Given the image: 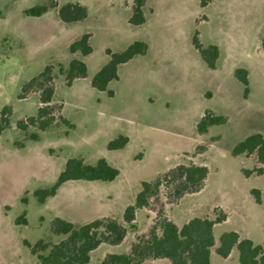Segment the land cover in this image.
Masks as SVG:
<instances>
[{
    "label": "rangeland",
    "instance_id": "374dc122",
    "mask_svg": "<svg viewBox=\"0 0 264 264\" xmlns=\"http://www.w3.org/2000/svg\"><path fill=\"white\" fill-rule=\"evenodd\" d=\"M47 1L0 0V115L3 107L10 109L9 125L0 131V264H37L23 241H60L50 233L53 218L74 224L105 217L120 221L141 182L178 164L206 166L208 175L199 192L176 202L161 191L167 219L181 226L194 217L224 213L225 220L213 227L215 246L220 234L235 231L264 248V176L242 173L261 165L254 154L230 155L246 136L264 137V0H145V23L139 26L128 23L134 0H55L86 6L87 17L78 23H62L55 10L24 15ZM84 33L90 34L92 52L70 54L68 45ZM195 33L202 46L218 48L214 69L194 49ZM134 41L144 42L147 51L119 66L117 80L106 89L112 96L93 89L90 79L106 63L105 49L122 51ZM72 58L86 63L87 77L66 86L59 65L65 69ZM48 64L54 75L51 104L60 107L71 127L57 120L43 132L20 131L16 122L35 115L40 106L38 93L20 99V89ZM238 68L247 72L246 97L233 75ZM205 110L226 122L199 134L196 125ZM34 133L36 140L29 137ZM120 135L127 144L108 150V142ZM75 157L90 165L104 158L118 175L111 182H66L39 204L34 191L50 187L66 160ZM23 212L25 223L17 225ZM155 218L153 210H137L136 228L119 245H100L89 264L108 253L127 252ZM210 260L239 264L236 250L222 259L212 248Z\"/></svg>",
    "mask_w": 264,
    "mask_h": 264
},
{
    "label": "trees",
    "instance_id": "16d2710c",
    "mask_svg": "<svg viewBox=\"0 0 264 264\" xmlns=\"http://www.w3.org/2000/svg\"><path fill=\"white\" fill-rule=\"evenodd\" d=\"M145 0H134L128 23L139 26L145 23L143 6ZM49 10H55L62 23H78L86 19L87 7L77 2H66L59 5L55 0H49L41 5H36L24 10L28 17H40ZM90 34L84 33L77 40L68 45V52H79L87 56L92 52L89 44ZM192 45L198 52L201 60L207 68L214 69L218 58V48L215 45L202 46L197 33L192 38ZM261 48L264 51V35L261 40ZM147 51V45L142 41H134L124 50L113 52L105 49L107 61L91 77L90 85L97 91H105L111 81L117 80V69L135 56H143ZM59 71L63 74L65 85L71 86L74 80L87 77L85 63L77 58H72L65 69L59 65ZM53 65L48 64L34 77L24 83L18 97L25 98L30 93H38L40 106L35 115L16 122V127L25 132L28 127H34L38 131H46L55 121L71 127V124L59 114L60 107L52 106L54 95L52 73ZM234 78L243 87V96L249 91L247 72L238 68L233 73ZM112 96L110 90H106ZM55 110L58 115L55 116ZM9 107H3L0 115V131L9 125ZM226 118L215 115L205 110L196 125L199 134H205L212 126L223 125ZM30 139L36 140L37 133L31 134ZM128 142L126 136L120 135L107 144L108 150L122 149ZM254 154L261 165L251 170H242L244 177L251 174L264 176V137L259 133L246 136L239 141L230 151L233 157L239 155L250 156ZM118 175V170L111 166L104 158H99L93 165L86 164L82 158H69L64 164L63 170L57 176L56 181L47 188L34 191L33 196L39 204H43L49 197H53L58 188L69 181H102L111 182ZM208 175L206 166L195 164H178L160 174L153 180L143 181L140 190L135 195L132 204L126 206L121 215V220L115 218L93 219L82 224H74L61 218H53L50 222V233L62 239L56 243L45 239H38L33 244L24 240L23 244L29 253L36 257L37 264H89L90 254L100 245L116 246L122 243L129 229L136 228L134 224L135 213L139 209L155 211L156 218L146 234L136 236L129 249L125 253H108L97 264H141L147 260L163 259L169 264H211V249L222 259L227 258L232 250H236L239 264H264V248L254 244L248 238H241L235 231H227L220 234L217 245L213 227L223 222L224 213L214 219L207 217H194L177 226L167 219L163 213L161 191L165 189L171 202H176L184 195L199 192ZM255 203L260 204L259 192L251 190ZM24 212L15 220V223H25Z\"/></svg>",
    "mask_w": 264,
    "mask_h": 264
},
{
    "label": "crops",
    "instance_id": "0c3cea01",
    "mask_svg": "<svg viewBox=\"0 0 264 264\" xmlns=\"http://www.w3.org/2000/svg\"><path fill=\"white\" fill-rule=\"evenodd\" d=\"M107 61V60H106ZM105 64V63H104ZM85 65H86V63H85ZM87 66V65H86ZM121 66V65H120ZM119 68V67H118ZM117 71H118V69H117Z\"/></svg>",
    "mask_w": 264,
    "mask_h": 264
}]
</instances>
